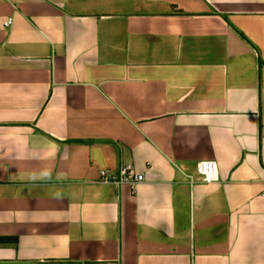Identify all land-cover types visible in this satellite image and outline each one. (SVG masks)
I'll return each mask as SVG.
<instances>
[{"label": "crops", "instance_id": "1", "mask_svg": "<svg viewBox=\"0 0 264 264\" xmlns=\"http://www.w3.org/2000/svg\"><path fill=\"white\" fill-rule=\"evenodd\" d=\"M0 264H264V0H0Z\"/></svg>", "mask_w": 264, "mask_h": 264}, {"label": "built area", "instance_id": "2", "mask_svg": "<svg viewBox=\"0 0 264 264\" xmlns=\"http://www.w3.org/2000/svg\"><path fill=\"white\" fill-rule=\"evenodd\" d=\"M3 26L10 24V18H6L2 22ZM195 177L186 175V182L188 184H194L196 182H209L217 179L216 164L213 160H199L195 163ZM97 179L102 182L113 183L115 185H121L126 183L132 186L134 183L142 179L140 173L134 172L129 165L121 167L119 171L114 174L108 168H101L98 171Z\"/></svg>", "mask_w": 264, "mask_h": 264}]
</instances>
